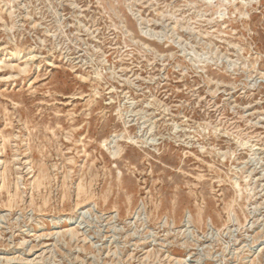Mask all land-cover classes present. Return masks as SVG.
Segmentation results:
<instances>
[{"label": "rangeland", "instance_id": "1", "mask_svg": "<svg viewBox=\"0 0 264 264\" xmlns=\"http://www.w3.org/2000/svg\"><path fill=\"white\" fill-rule=\"evenodd\" d=\"M0 264H264V0H0Z\"/></svg>", "mask_w": 264, "mask_h": 264}]
</instances>
